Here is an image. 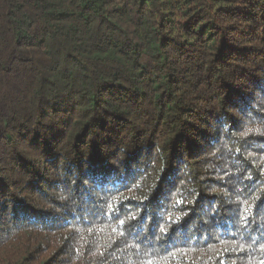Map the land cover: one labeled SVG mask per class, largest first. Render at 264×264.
<instances>
[{"label":"trees","instance_id":"obj_1","mask_svg":"<svg viewBox=\"0 0 264 264\" xmlns=\"http://www.w3.org/2000/svg\"><path fill=\"white\" fill-rule=\"evenodd\" d=\"M0 264H264V0H0Z\"/></svg>","mask_w":264,"mask_h":264}]
</instances>
